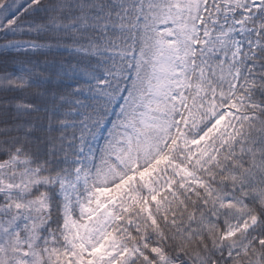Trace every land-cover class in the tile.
<instances>
[{
	"label": "snow or ice",
	"instance_id": "1",
	"mask_svg": "<svg viewBox=\"0 0 264 264\" xmlns=\"http://www.w3.org/2000/svg\"><path fill=\"white\" fill-rule=\"evenodd\" d=\"M0 264H264V0H0Z\"/></svg>",
	"mask_w": 264,
	"mask_h": 264
}]
</instances>
